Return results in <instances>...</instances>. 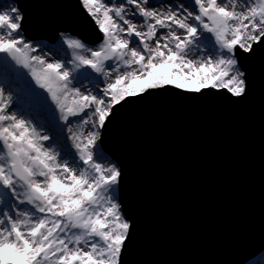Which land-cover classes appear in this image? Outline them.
Here are the masks:
<instances>
[{
  "label": "snow or ice",
  "instance_id": "snow-or-ice-1",
  "mask_svg": "<svg viewBox=\"0 0 264 264\" xmlns=\"http://www.w3.org/2000/svg\"><path fill=\"white\" fill-rule=\"evenodd\" d=\"M78 2L102 38L92 47L61 33L50 51L71 50L65 60L39 54L20 8L0 0V264H122L133 224L102 131L158 90L245 97L241 62L264 48V0ZM201 44L210 51L193 59ZM16 88L46 131L25 117Z\"/></svg>",
  "mask_w": 264,
  "mask_h": 264
},
{
  "label": "water",
  "instance_id": "water-1",
  "mask_svg": "<svg viewBox=\"0 0 264 264\" xmlns=\"http://www.w3.org/2000/svg\"><path fill=\"white\" fill-rule=\"evenodd\" d=\"M14 2L28 41L69 32L93 47L102 38L78 0ZM241 65L243 98L158 90L102 131L133 224L122 264H245L264 250V48Z\"/></svg>",
  "mask_w": 264,
  "mask_h": 264
},
{
  "label": "rangeland",
  "instance_id": "rangeland-1",
  "mask_svg": "<svg viewBox=\"0 0 264 264\" xmlns=\"http://www.w3.org/2000/svg\"><path fill=\"white\" fill-rule=\"evenodd\" d=\"M160 1L163 2L164 0H153V3H157V2H160ZM3 2L7 3L9 1L3 0ZM171 2L172 3L185 2L187 4L188 0H171ZM60 35H61V33L58 34V36L56 37V40H55V42L53 44H48L45 41H40V40L29 41V42L32 43L34 46H36L39 49V54H46V55H48V57L50 59L63 58L65 60H70L71 59V50H66V52H61L59 57H57L55 51H50V50L57 49L60 46V43H59ZM203 35H210V34L204 33ZM93 47H95V46H93ZM65 49H66V46H65ZM205 51H210V49H206L205 45L201 44L200 49L199 50L193 49V51H192V53L190 55H191V57L193 59H195V58H198L200 55H203ZM93 75H95V74H93ZM29 79H30V77H29ZM101 80H102V78H101ZM83 84L85 86H87L88 88H93V85L88 80H84ZM76 86H80V85H76ZM101 86H102V84H101ZM17 93H19V96H20V94H22L20 89H18V88L14 89L13 99H14V101H16L17 103L20 104L21 110H22V112L24 114L27 111V108H28L29 104L27 102H26L25 105L21 104L22 103L21 98H18ZM34 107H35V105H34ZM35 108H33V109L32 108H30V109L28 108L29 109L27 111L28 112V116L31 118V121L33 122V124L35 126H37L38 130H40L41 132H44V131H46V129L44 127H41V125L44 124V113H42L37 108L36 109ZM104 162L106 164L109 163L108 161H104ZM255 264H264V259L258 260Z\"/></svg>",
  "mask_w": 264,
  "mask_h": 264
},
{
  "label": "bare ground",
  "instance_id": "bare-ground-1",
  "mask_svg": "<svg viewBox=\"0 0 264 264\" xmlns=\"http://www.w3.org/2000/svg\"><path fill=\"white\" fill-rule=\"evenodd\" d=\"M169 2V0H164L163 2H157L156 4L159 5V3H167ZM25 115V113H24ZM25 117H28L30 120L31 118L28 115H25ZM264 259V250L262 252H260L257 256H255L254 258L250 259L248 262H246L245 264H255L258 260Z\"/></svg>",
  "mask_w": 264,
  "mask_h": 264
},
{
  "label": "trees",
  "instance_id": "trees-1",
  "mask_svg": "<svg viewBox=\"0 0 264 264\" xmlns=\"http://www.w3.org/2000/svg\"><path fill=\"white\" fill-rule=\"evenodd\" d=\"M46 43H47V42H46ZM48 44H49V43H48ZM20 96L22 97V98H21V101H22L21 104L25 105L26 102H27V103L29 104V106H28L29 109H30V108H32V109L35 108L34 105H33V103H32V101H31V99H30L29 97L24 96L23 93L20 94ZM28 108H27V111L29 110ZM24 109H25V108H24ZM35 109H36V108H35ZM27 111L25 112V115H28V112H27ZM26 118H28V117H26ZM28 119H29V118H28Z\"/></svg>",
  "mask_w": 264,
  "mask_h": 264
}]
</instances>
